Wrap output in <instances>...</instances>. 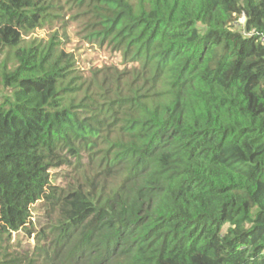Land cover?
Segmentation results:
<instances>
[{"label":"trees","instance_id":"trees-1","mask_svg":"<svg viewBox=\"0 0 264 264\" xmlns=\"http://www.w3.org/2000/svg\"><path fill=\"white\" fill-rule=\"evenodd\" d=\"M262 38L264 0H0V264H264Z\"/></svg>","mask_w":264,"mask_h":264},{"label":"rangeland","instance_id":"rangeland-1","mask_svg":"<svg viewBox=\"0 0 264 264\" xmlns=\"http://www.w3.org/2000/svg\"><path fill=\"white\" fill-rule=\"evenodd\" d=\"M72 35H69L70 43L66 47L67 52H72L76 58L77 66L80 70L84 72H88L89 68L94 66H102V65H110V64H117L118 61L115 57L110 55L109 53L98 50V49H89L84 44V41L74 33V29L71 28ZM48 32L45 30H36L32 37L34 38H41L47 39ZM83 43V44H82ZM54 180L55 184L62 185L64 184L63 179L60 177L62 174L61 172L55 171ZM34 217V216H33ZM12 245L15 244V248L23 253L31 252L33 249L34 241L33 235L27 238L24 232L14 233L12 234Z\"/></svg>","mask_w":264,"mask_h":264},{"label":"built area","instance_id":"built-area-1","mask_svg":"<svg viewBox=\"0 0 264 264\" xmlns=\"http://www.w3.org/2000/svg\"><path fill=\"white\" fill-rule=\"evenodd\" d=\"M261 41H264V38H262Z\"/></svg>","mask_w":264,"mask_h":264}]
</instances>
